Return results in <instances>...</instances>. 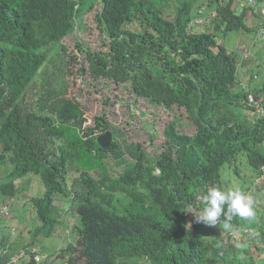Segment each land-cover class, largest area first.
Here are the masks:
<instances>
[{"label":"trees","instance_id":"trees-1","mask_svg":"<svg viewBox=\"0 0 264 264\" xmlns=\"http://www.w3.org/2000/svg\"><path fill=\"white\" fill-rule=\"evenodd\" d=\"M246 2L0 0V196L13 198L15 179L30 173L45 184L32 196L41 223L22 248L73 214L75 239L58 252L66 264H264V233L254 242L243 232L264 223L256 204L254 220L234 217L227 227L185 212L203 208L209 187L223 188L225 166L257 174L264 164V117L251 115L247 101L252 92L264 103V82L250 84L256 67L240 82V67L259 59L224 42L252 30L246 19L264 0ZM69 33L80 50L79 84L102 99L97 120L113 136L106 148L69 94ZM119 106L131 114L124 126L141 128L144 143L109 121ZM57 195L70 197L69 213L55 209ZM11 227L0 237V264H13L21 240L11 241ZM25 263L49 264V256Z\"/></svg>","mask_w":264,"mask_h":264},{"label":"rangeland","instance_id":"rangeland-1","mask_svg":"<svg viewBox=\"0 0 264 264\" xmlns=\"http://www.w3.org/2000/svg\"><path fill=\"white\" fill-rule=\"evenodd\" d=\"M257 12V15H252L251 13H249L248 18L246 19L248 26L251 27L252 30H241L235 33L233 32L224 38L226 46L229 49H234L239 52L242 57L248 56V58L245 59H249L250 56L258 57V63L252 65L250 62H247L248 65L246 64L245 66L240 67L241 84H245L246 81H248V79L250 78L252 72V69L250 68L256 67V73L254 72V74L256 75L253 76L254 79L250 83L252 86H259L262 85V83L264 82V38L262 39L259 36L260 28L264 27V6L262 9L259 8ZM207 27L208 26L205 25L201 28L207 29ZM63 42L70 49H74L75 51L70 58L71 64L67 76L70 85L69 94L76 98L86 109L89 115L88 127L94 128L95 131L99 133V135L103 134L106 132H101L102 127L104 125L101 120H97L102 114V109L100 106L102 99L100 97V93L96 92L86 82H82L81 84H79L76 60L77 55H79L80 53V50L76 45V40L74 39L73 34L69 33L64 38ZM259 63L262 65V67ZM259 69L260 71L258 73ZM42 71H44V69ZM139 112V110H136L135 114H139ZM130 117L131 114L128 111V108L125 106H119L116 108V110L113 111L111 115L108 116V119L116 127L123 128V131L130 140L144 143L147 137L141 128L133 124L128 127L124 126L125 121ZM244 169L243 172L241 171L239 174L234 171H230L227 166H225V168H222L223 189L227 190L229 188H240L244 192L250 194L253 197L256 206L262 209L264 212V184H262L260 188H256L253 186V189L251 190L254 191L252 192L248 187L252 182L253 174L256 173H254V171H251V168L249 166L245 167ZM3 172L4 170L0 169L1 175L4 174ZM15 180V196L13 198L8 197L7 195L0 196V209L4 206V204H7L12 214V217L10 218L0 217V232L4 230L5 224H11V226H14L16 228L17 235L12 236L11 241L16 242L20 237L21 240L20 242L16 243V246L12 251V255L14 256V258H17V263L15 262L16 264H26V260L20 257L18 251L22 248L24 242H30L31 238L29 231L31 229L36 228L41 223L37 218L36 209L33 207L32 196L42 195L45 191V184L40 176L32 173L25 175L23 178L17 177ZM139 192L143 195L146 194L144 190H139ZM70 205L71 202L69 196L67 197L57 195V198L54 201L55 209H57L61 213H69ZM145 206L147 208H150V205L148 204L147 200L145 201ZM67 219L69 221L68 224L63 222L57 223L49 236H38L34 243V246L37 248V254L40 257L38 259V262H40L43 257L48 255L49 264H66V256L60 255L58 254V252L62 251V249H64L69 243H71L75 239L74 232L72 230V225L75 221H77L75 220L73 214H70V216L67 215ZM20 232L22 235H20ZM255 233H257V235L264 233V223L262 224V226H259L257 229H255V232L251 233L245 239H249L255 242L254 238L257 237ZM245 239H242V242L246 243ZM258 243L259 242H256L255 245H259ZM259 255L260 259L261 256L264 258L263 252Z\"/></svg>","mask_w":264,"mask_h":264},{"label":"clouds","instance_id":"clouds-1","mask_svg":"<svg viewBox=\"0 0 264 264\" xmlns=\"http://www.w3.org/2000/svg\"><path fill=\"white\" fill-rule=\"evenodd\" d=\"M204 206L200 210L187 208L185 212L195 215V222L202 223L208 227H214L231 221L234 217L252 221L255 219V201L253 197L240 188H229L224 190L220 186H212L203 195ZM226 206V211H225ZM224 217V220H221Z\"/></svg>","mask_w":264,"mask_h":264},{"label":"built area","instance_id":"built-area-1","mask_svg":"<svg viewBox=\"0 0 264 264\" xmlns=\"http://www.w3.org/2000/svg\"><path fill=\"white\" fill-rule=\"evenodd\" d=\"M246 3L249 5H252V6L257 5L256 0H247ZM244 4H245V2H244ZM194 21L196 24H202L204 22V19L203 18H197ZM259 34L261 35L262 38H264V28H262L259 31ZM247 101H248L249 106H251V109H252L251 115H254L257 117H264V103H262L260 100H258L252 92L248 93ZM262 184H264V164L261 165L257 174L253 177V182H252V185L254 187L262 185ZM11 215L12 214L9 210L8 205L4 204V206L0 209V217H9L10 218V217H12ZM243 232L247 235H250L254 231H253V229H245ZM16 233H17L16 228L14 226H12L10 228L11 236H15ZM0 249H1V244H0ZM19 255H20V257H22L26 261H31L33 259V257L36 260H38L40 258L37 254V248L35 246H33L30 249L21 248L19 251ZM16 261L12 260L13 263H15Z\"/></svg>","mask_w":264,"mask_h":264},{"label":"water","instance_id":"water-1","mask_svg":"<svg viewBox=\"0 0 264 264\" xmlns=\"http://www.w3.org/2000/svg\"><path fill=\"white\" fill-rule=\"evenodd\" d=\"M112 139H113V136H112V133L110 131H106L105 133L100 134L97 137V141H98L99 145L104 147V148L108 147L111 144Z\"/></svg>","mask_w":264,"mask_h":264},{"label":"crops","instance_id":"crops-1","mask_svg":"<svg viewBox=\"0 0 264 264\" xmlns=\"http://www.w3.org/2000/svg\"><path fill=\"white\" fill-rule=\"evenodd\" d=\"M4 230H5V229H4ZM4 230H3V231H4ZM3 231L0 232V237H1L2 233H3ZM17 250H18V249H17ZM17 250H16V251H17ZM12 251H13V250H12ZM19 251H20V249H19ZM19 251H18V253H19ZM11 257H12V260H15V261L17 260V258H14L13 255H11ZM16 263H17V262H16ZM16 263H13V264H16ZM22 264H24V263H22Z\"/></svg>","mask_w":264,"mask_h":264}]
</instances>
